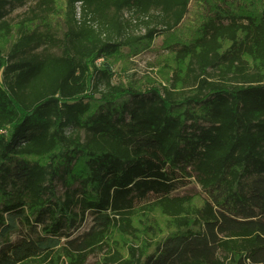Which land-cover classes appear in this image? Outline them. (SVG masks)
Returning a JSON list of instances; mask_svg holds the SVG:
<instances>
[{"label": "trees", "instance_id": "16d2710c", "mask_svg": "<svg viewBox=\"0 0 264 264\" xmlns=\"http://www.w3.org/2000/svg\"><path fill=\"white\" fill-rule=\"evenodd\" d=\"M24 1L0 0L1 37ZM191 2L64 0L58 29L39 0L19 23L0 51V264H85L154 208L174 228L104 263L264 264V0H207L183 35ZM155 41L180 75L113 82V59ZM189 179L198 207L173 195Z\"/></svg>", "mask_w": 264, "mask_h": 264}, {"label": "rangeland", "instance_id": "374dc122", "mask_svg": "<svg viewBox=\"0 0 264 264\" xmlns=\"http://www.w3.org/2000/svg\"><path fill=\"white\" fill-rule=\"evenodd\" d=\"M38 1L39 0H25L22 5L12 3L6 16V20L11 25L12 31L9 36H0L1 52L7 51L10 45L15 41L17 36L16 28L26 17L32 16L31 12ZM63 1L64 0H57V6L54 12L55 15L48 17V19L50 18V22L58 29L63 27L61 14ZM205 1L207 0H192L190 15L186 18L180 33L183 35H191L192 32H195L199 25L206 20L209 10L204 4ZM231 1L232 0H226L228 5ZM214 2L224 10H227L222 0H214ZM36 22L37 21L34 20L29 24H34L33 26H35L37 24ZM156 43V41L153 42L151 47L147 45L142 47L133 55L128 56L127 59H113V82L139 89H157L167 86L168 81L174 76L175 72L180 75L184 70L183 63H175L173 54L161 47H155ZM101 63L102 61H99L96 65L99 66ZM57 191L59 193L62 192V185H58ZM173 195L190 197L193 207L200 206L203 197L202 191L194 179H189L186 184L179 186ZM91 224V217H87L80 228V233L87 231ZM133 227L136 229L133 236L121 235L117 230H112L107 237V247H105L103 251L96 252L89 256L85 264H106L104 260L116 253L123 259H126L128 256L127 245L145 250V252H150L153 245L172 230L174 225L170 218L162 215L158 209L154 208L151 211H139L134 219ZM14 239H16V235H10L9 240ZM112 264H118V262Z\"/></svg>", "mask_w": 264, "mask_h": 264}, {"label": "built area", "instance_id": "2783aa9c", "mask_svg": "<svg viewBox=\"0 0 264 264\" xmlns=\"http://www.w3.org/2000/svg\"><path fill=\"white\" fill-rule=\"evenodd\" d=\"M99 61H101V60H97L96 63L99 62Z\"/></svg>", "mask_w": 264, "mask_h": 264}]
</instances>
